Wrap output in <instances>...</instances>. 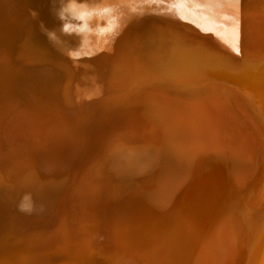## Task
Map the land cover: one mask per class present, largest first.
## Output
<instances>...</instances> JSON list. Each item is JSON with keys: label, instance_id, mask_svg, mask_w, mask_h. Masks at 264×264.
<instances>
[{"label": "rangeland", "instance_id": "374dc122", "mask_svg": "<svg viewBox=\"0 0 264 264\" xmlns=\"http://www.w3.org/2000/svg\"><path fill=\"white\" fill-rule=\"evenodd\" d=\"M110 18H112V20ZM192 19L193 22L195 21L194 23L192 22ZM238 19H240L239 21L241 22H239ZM223 27H225L227 30ZM18 34L20 35V37ZM102 37L104 39L107 38L108 39L104 41ZM32 40L35 42L34 43L31 42ZM98 41H99V45H98ZM107 41L111 46L107 44L108 43ZM36 43L40 45L37 46ZM35 44L38 48L35 46ZM34 46L36 48L35 52H34ZM110 47H112L111 50ZM30 48L32 49L30 50ZM42 48H44L45 50ZM113 48H116L117 50L116 49L114 50ZM109 50L112 53H110ZM115 51L117 53H115ZM263 51H264V0H136V2L135 0H0V161H1L0 180H2L3 182L5 181L3 183L5 189H7V191L9 192H13V196L16 198V200L12 199L11 201L9 200L8 197H5L2 192H0V226H1L0 227V264H50V263L56 264L55 262H57V264H100V263L101 264L102 263L103 264H119V263L137 264L138 261L140 264H147L146 261L151 256L152 259L155 256L154 259L156 261L153 260L155 264H167V263L182 264V262L183 264H196L198 262L196 260L200 256H201V258H199L200 260L198 259L200 263L198 262L197 264H210V263L211 264H228V263L229 264H236V263L260 264L262 263L264 257V243H263L264 242V162H263L264 151L262 152V155H260V157H256L257 156L256 151H258V149L254 145V141L252 140V136H251V133L253 132V127L251 126L252 122L250 123L248 118L245 116L244 108L241 107L243 106L241 104L246 103L245 104L247 105L246 108L250 107L249 111L250 109H252L251 111H253L254 113L253 117L255 119L254 122L255 124L258 125V127L261 128L264 136V118H263L264 114L263 116L261 115L264 112V80H263L264 52ZM104 52H107L106 55ZM115 54H117L118 56H116ZM111 56L114 59L115 57L117 58L113 60ZM37 64L39 66H37ZM55 66L56 68H54ZM192 70L193 71L195 70V72H193ZM59 71L61 72L60 74L58 73ZM49 75L50 77H48ZM42 81L45 86L48 85L46 83H50L49 87L48 86L47 87L48 88L51 87V88L50 89H48L47 87L45 88V86L42 85L43 84ZM56 81L58 82V84ZM260 81L263 82L262 88L257 90L256 87L257 84H260ZM36 83H38L39 85ZM60 83H62V85ZM53 84L56 86H54ZM30 86H32V90L35 87L34 90L36 91V93L35 91H32L30 89ZM52 87L54 89L56 87L57 88L54 90ZM242 87L251 90L249 98L246 99L245 100L246 102L244 101V103H241L242 96L240 94L233 93L232 95V91L239 92L238 91L240 90L239 88ZM26 91L27 93L25 94ZM41 93H45L46 97L44 96V94ZM17 94L19 96L16 97L15 95ZM236 94L237 96L239 95L238 99ZM26 95H28V98H26L27 97ZM13 96L17 99L15 100ZM31 97L32 99L34 98L33 99L34 101H32ZM20 98L23 99L19 101L18 99ZM29 98L31 99V102ZM239 98L241 99V101H239ZM10 99L13 102L11 101L9 103ZM25 99L29 101H26ZM216 100L217 103L219 104L215 102ZM5 101H7L8 103ZM14 101L17 102L14 103ZM18 101L20 103L19 106L23 105L22 109L25 108L27 112L30 111L29 112L31 113L30 115H32L33 113L36 114L31 116V120L33 121L30 123L31 126L29 127L32 128L33 131L31 133L28 131L30 134V136H28L29 138L27 137L26 139V137L23 136L22 137L23 140L20 139L19 142H15L16 144L12 143V145H9V142L5 136L4 131H6V128L10 124L9 115H14L13 113H15L18 110L17 107L19 106L15 105L17 107L11 108L17 110L13 111V113L11 111V114L9 115L7 114L6 110H9L8 109L9 106L11 104L14 105L18 103ZM32 102L33 104H31ZM222 102H224V106L222 105L223 104ZM42 107H44L43 110H45V112L48 110L47 111L48 116L44 117L41 116V114L40 116L38 115L39 114L38 112H41L40 108ZM142 108L144 109L142 110ZM163 108L165 109L163 110ZM185 108L187 109V111ZM206 108L207 109L210 108V109L207 110ZM180 109L182 111H180ZM189 109L190 112L188 111ZM228 109L230 110L227 111ZM191 111L192 112L195 111V112L192 113ZM230 111L231 113H228ZM146 112L148 115L146 114ZM162 112H165L166 114L163 113L164 115H162L161 114ZM175 112L177 117L176 115H174ZM186 113L187 114L189 113L188 114L190 115L189 118ZM181 114L183 115V117ZM200 115H203L204 117ZM35 116L36 119L34 118ZM123 116H125V119ZM145 116L148 118H146ZM165 116L168 117L167 122ZM164 117L165 119H162ZM195 117L196 119H194ZM233 117H235L236 119ZM61 118L66 121L68 120L69 124L73 126V130L75 129V131L71 133V135L69 134L68 136V134L64 133L65 131L63 129L62 130L60 129L61 125H59V127H56L54 125L55 123H59L62 120ZM149 118H152V121ZM173 118L175 119L173 120ZM42 119L46 121L44 127L42 124L45 123V121L41 123ZM155 119L157 121L159 120L158 123ZM36 120L38 121V123ZM111 120H113V123ZM197 120L198 122H196ZM220 120L222 121V124ZM232 120L237 122L235 123ZM259 120H261L262 123H260ZM185 121H187V123H185ZM216 121H218V123ZM122 122L124 123V125ZM36 123L39 125H37ZM164 123L166 124L165 129L167 127L169 129L167 128V130L165 129L163 130L165 126ZM197 123L198 125L199 124L200 125L198 126ZM110 124H112V126H110ZM159 124L160 126L162 124L161 126L162 128L159 126ZM173 124L175 127L173 126ZM33 125L38 126L37 127L38 129L46 128V130H50L51 132L48 134V136L57 135V133L59 132L61 136H63L64 138L62 139V143L60 142L58 143V145L60 147H65V145L70 146L69 148L73 146L74 151H76L75 153H71L72 151L65 153V151L62 148H60L58 152H61L60 153L61 156L57 158L53 157V159L51 160L48 159L47 161H44L43 163L44 165L38 159L40 164L47 171H50L51 173L56 175L51 177L52 180H50L51 179L50 177L43 178L40 175H38L39 173L35 172V170H37V172L39 171L36 165L33 166L37 169L31 167V165H29V168H27L25 167L26 165H23L25 162L23 163L21 162L22 159L24 161H26L25 159H27L26 162L28 163L32 161L31 158L28 159L30 156H33L34 154H41L43 152L45 153L46 150L53 149L52 146L51 148L47 149V147L45 146L47 145V141L43 143L44 142L43 140L45 138V133L44 136H43V132L42 133L40 132L39 134V131L38 132L36 131L34 133L36 127H34ZM117 125L119 129H117ZM190 125L192 128L188 127ZM194 125L196 126V128ZM230 126L231 129H229ZM178 127H180V129ZM184 127L186 130L188 129L187 132L184 129ZM111 128L115 130L114 132L111 133L112 135L114 133L120 134L125 130H127V131H133L134 133L136 132L138 134L142 133L143 138L145 136L147 140L146 143H139V144L135 143L132 144L131 146L129 145L131 143L125 142L123 144V141L121 140H120L121 142L115 141L112 149L123 146L135 147V148H139V147L144 148V146L150 148L151 146L152 150L156 149L157 151H161L164 153H166L167 151L168 153V154L166 153L167 155H170L171 153L173 155L171 154L170 157H167L164 163H161L160 165L154 168L151 167L150 169L146 170L145 172H143L144 174L142 173V175L141 174L134 175L132 172L127 170L124 167V165L119 164L120 163L119 161L121 160V155L120 154L118 155V153L114 154L115 156L117 155L116 157L118 158V159L117 158L114 159L115 160L114 162L116 164L114 165L113 162V164L109 166L108 170H106V171H111L112 170L111 167H113L112 170L113 172L111 171L110 174L108 172L107 174L104 173L105 180L102 181L104 185L101 182L94 183L97 185H95L93 188L94 184H92V188H93L92 190H94L95 192L92 191V193H89L90 195L88 199L85 201V203H87L86 204L87 209L84 205L86 211L84 210V213H82L83 211H81L80 212V214L82 213L81 215L76 214V217L78 216L77 219L83 217L80 220L83 224L86 225L85 228L88 230V232L85 233L82 231L81 233H77V234L76 232H74L73 234V232L70 230L68 231L67 234L68 236L66 235L64 240L61 241L59 245V249L57 247L53 249L52 253L48 252V250L50 251L51 248L49 249L46 248L45 245H43L45 243L42 241V239H41L42 242L39 239L40 236L44 235L46 231L45 229L48 228V226L50 225L48 219L46 220V216H44L43 218L37 216L36 214L35 215L28 214L27 213L28 208L26 207H29V205L27 206L24 205L26 204L24 202H26V200H30L31 199L30 196L32 197L33 193L35 192L33 191L35 184L32 185L30 184V182H33L34 179L37 178V176L38 177L40 176L37 179L39 181L41 180L42 183L51 184L55 186L57 185L60 191H64L67 188L68 184H70L71 181L70 178L74 179L76 174L75 172L77 170H80V167L83 168L82 165L86 163V160L90 154L89 152L90 148L92 147L93 149V147H95L96 145L99 146L98 143L100 144L101 143L100 141L103 142L104 139H107L108 137L107 134L111 132L112 130ZM158 128L159 130H157ZM211 128L212 130H210ZM237 128L239 130H237ZM105 129L108 130L107 134ZM174 129L176 131H174ZM205 129L207 131H205ZM101 130H103L104 132L103 131L101 132ZM183 132L184 134L185 133L187 134L183 135ZM223 132L224 134L226 132L225 135L230 137L228 138L225 137ZM233 132L234 133L237 132V133L234 135ZM102 133L103 134L105 133L106 135L104 134V136L107 137L105 138L104 136H101L100 134ZM164 133L168 136L165 137ZM197 133L198 134L201 133V135L202 134L204 135L200 136V134L198 135ZM241 133L243 134V136ZM162 134L164 137H160L162 136ZM188 134L191 136H189ZM210 134L212 135L210 136ZM173 135L175 137H173ZM216 135L219 136L218 139L216 138L217 137ZM16 136L15 139L19 140L18 137ZM39 136H43V138L42 139L40 138L41 140L37 139L39 138ZM70 136H72L71 139L69 138ZM203 136H206L205 137L206 139ZM156 137H159L160 139L158 140L156 139ZM194 137L196 138V140ZM211 137H212V141L210 142ZM221 137L223 139H221ZM101 138L104 139L102 140ZM153 138L154 140H152ZM169 138L171 140H169ZM200 138L201 139L204 138L203 140L205 141L206 144L204 143L203 140H200ZM232 138L234 141L231 140ZM178 139H180L181 142L183 141L184 142L181 143ZM181 139H185V140H181ZM31 140H33V142L35 143H33ZM98 140L100 141L98 142ZM197 140L198 142L200 140V143L202 144L198 143ZM214 140L216 142H214ZM218 140H220V143L218 142ZM39 141L42 143V146L45 144L44 146L46 148L44 146L43 148L41 145L38 146L41 148L36 147L37 144H40ZM194 142L196 143L194 144ZM207 142H209V144L212 145H209ZM221 142L223 145L221 144ZM242 142L244 145L241 144ZM23 143L27 144L28 147L26 148V145ZM197 143L200 145H198ZM224 143L227 145L225 146ZM51 144L52 143H50V145ZM190 144L192 146H196L198 149L196 147H192ZM21 145H22L21 150L23 151H21L20 147H18ZM31 145L33 146L35 145L34 148H32L33 146L31 147ZM233 146L234 147L236 146V149L237 148L238 149L235 150ZM16 147L20 151L14 149ZM191 147L192 149H190ZM229 147L231 150L229 149ZM6 148L9 151L12 150L11 151L12 153L10 154L9 151L7 152ZM33 149L35 150L33 151ZM187 149L188 152L190 151L193 152L194 154L191 152L190 153L193 154L194 156L197 155L195 157V160H197V162L199 163L201 162L200 167L202 168L200 169V176L201 175L202 176L198 177L199 178L198 181L201 180L199 181V183L196 181L197 183L195 182V184L190 185V187L189 186L185 187L186 189H188L187 191L184 188L187 191L186 192L183 189V187H181L180 185L177 184L176 186L175 184L172 183L169 184L168 181L170 182L171 180H173V178L176 175L179 174L177 173L178 172V169L176 168L177 166H175V164L173 163H175L174 161L178 157L182 158V156H184L185 159L188 158V155L190 153L185 152L187 151ZM234 150L236 152L238 151V153L234 152ZM103 151H104V145L103 147H101L102 154ZM181 151L184 153L182 154ZM209 151L213 155L214 152L217 151L215 152L216 154L218 153L219 155L221 154L223 156L220 155L219 157L218 154L217 155L215 154L213 156L211 153L208 154ZM13 152L14 154L15 152L18 153L20 152V153L16 157L17 154H15L14 156ZM31 152H33V154H30ZM223 152L226 154H222ZM185 153H187L188 155ZM210 154L211 156H209ZM12 155L14 156V159H12L13 157ZM55 155L58 156L59 154L56 153ZM226 155H228L227 156L228 158L226 157ZM172 156L174 157L172 158ZM18 158L20 162L17 161ZM59 158H61V160H58ZM215 158L218 159L216 160ZM35 159L36 158H34V160ZM54 159L55 160L57 159V161H54ZM234 159L237 160L234 161ZM12 160L13 163L11 162ZM231 160L232 162H229ZM238 161H240L241 163V168H240V164L238 165ZM54 162L56 163L54 164ZM258 162L260 163L258 164ZM16 163L18 165H20L21 163V165L23 166V167L16 166L18 171L16 167L14 168V165H17ZM33 163L34 162L32 161L30 164ZM208 163H211V165ZM9 164H12L10 165V168L8 166ZM59 164L61 166L62 164H66V165L65 167L64 166L61 167ZM203 164L204 165L206 164V166H204ZM117 165L120 167V169ZM86 166L90 167V164ZM86 166L85 169L89 168ZM212 166L213 167L215 166V168H213ZM216 167L217 170L215 172ZM221 167L225 169L223 170ZM21 168L24 170L21 171ZM202 169L204 170L203 171L204 173L202 172ZM235 169L236 171L238 170V172H236ZM13 170H14L13 176L15 177H11L12 174L10 172H13ZM120 170L121 173L119 172ZM25 171L28 172V174L27 173L25 174ZM219 171L223 173H220ZM17 172H19V174H16ZM169 172L172 173V176L171 173L169 174ZM217 172L222 176L218 175ZM242 172L245 174L248 173V175L245 176V174H243ZM8 173H10L9 176ZM238 173L240 175L242 173V176H240ZM21 174H25L22 176L23 177L22 179L20 176ZM111 174L112 175L114 174V177H111ZM33 175L35 176L33 177ZM24 176L27 177L25 178ZM140 176L143 177L141 178ZM254 176L255 178H253ZM7 177H9V179ZM147 177L149 180L147 179ZM248 178H249V182H247ZM5 179L8 180L7 182L11 180V182L7 183ZM106 179L109 182L106 181ZM23 180H25V182ZM111 180L113 181L110 183ZM119 180L120 182L118 183ZM142 180L144 181V183ZM232 180L234 181L232 182ZM242 180L244 182L240 183ZM154 181H156L158 185L154 183ZM216 181H218L219 183ZM236 181H238V183ZM221 183H222V187H221ZM20 184L22 186H20ZM154 184H156V186ZM11 185H13V187ZM120 185H122L123 187ZM129 185H131L132 187ZM26 186H29L30 189L27 188L26 189L27 191L23 190L22 193L21 188L22 187L24 188ZM226 187H228V189ZM95 188L99 190L102 189L103 191L102 190L99 191ZM183 190L186 193L188 192L190 193L188 194L183 193L184 192ZM30 191H32V193ZM96 191L98 194L96 193ZM161 191L162 192L168 191V193L166 194V198L164 199V202H162L161 200L160 203H156L157 201H160L159 194L162 193ZM25 192L26 194H28L27 195L28 197L23 196ZM93 193H95L94 197H93ZM220 194L222 195L220 196ZM220 197H222L221 199L223 201L220 200ZM147 198L150 201L147 202L148 200ZM194 198L197 199L195 200ZM201 199L203 201H201ZM206 199L210 202H207ZM229 200L233 202H229ZM194 201H197L196 204H194ZM187 203L189 204V207ZM202 203L204 204L207 203V204L204 205ZM213 203H214V207L212 206ZM209 205L211 206L210 210H209L210 207ZM156 206L157 208L158 207L159 208L157 209ZM216 206H218V208ZM215 207L216 209L214 210ZM221 207H223V209ZM201 208H203L204 211ZM142 209H145L144 212L145 214H148V217L143 214L144 212L141 213L143 211ZM194 209L196 211H194ZM225 209L230 210L228 211L230 213L226 212ZM178 210L180 213L177 212ZM233 210L235 211L233 212ZM174 211L175 213L177 212L179 214V215L176 214L177 217H179L180 219H182V217L184 218L183 221L185 224H183V221L179 219H175L176 216ZM181 211L183 212L181 213ZM189 212L192 213V216H190L191 213ZM214 212L219 215L215 216ZM139 213H141L142 216H140ZM206 213H208V215ZM165 214H167V216H165ZM3 215H5L6 218ZM9 215L11 216L9 217ZM125 215L126 218L129 217L130 215H133V216H138L140 219L141 218L143 219L141 223V227L146 231V233L144 232L145 235L143 236V238L139 237V235H142L143 233V230H141V228H140L141 232L139 231L138 228H135L138 229V231L136 230L137 232L136 234L138 236L134 234V232L131 233L132 234L131 236L129 231L131 229H129L126 226L129 230H125L124 229L125 227H122L123 223H121L120 221L122 219L121 217ZM133 216L132 217L130 216L132 220L134 219ZM162 216L164 220L162 219ZM185 216H187L188 218ZM157 217L159 222L157 220ZM189 217L191 220H193V222L189 219ZM5 219L8 220L6 221ZM140 219L136 221L140 223L139 221ZM172 219L174 220V222ZM194 221L197 223H195ZM117 223L121 226H119ZM139 223L137 224L138 225L137 227H139ZM157 223L158 224L161 223V224L158 225ZM167 223L170 224L168 225ZM171 223L173 224V226ZM189 223H194V224L191 225ZM221 224H224L227 229H228L227 226H231L229 227L231 230L229 229L228 231L224 227V225L222 226ZM182 225L184 227L186 226L187 227L185 229L183 228L184 230L181 232V230L179 229H182L180 228L183 227ZM159 226L161 227L163 226L162 230H160L161 227L158 228ZM194 227L195 228L197 227V229L196 230L193 229ZM222 227H224L225 229H223ZM95 228H98L99 230ZM150 228L152 231L155 232V234L157 232L159 233V234L157 233L158 238L163 235L165 237H170V236L171 237L165 239L164 237L162 238L160 237V239L158 240L155 237H149L147 231ZM187 228H190L191 231L194 230L193 232H197V233L194 234ZM200 228L201 230L198 231V229ZM209 228L213 230H210ZM155 229L157 230V232L155 231ZM215 229L216 231H214ZM186 230H188V232H186ZM236 230L237 232H235ZM94 231H95L94 234L95 236L92 237L93 235L91 233H94ZM96 231H98V233L101 235H99ZM108 231H110L109 235H108ZM162 231H164L165 233H161ZM218 231L219 233H217ZM226 231H228V233ZM168 232L170 234L166 235V233ZM241 232L243 233L242 236H241ZM82 233L84 234L82 235ZM192 233L193 235H195L196 238L192 236ZM225 235L228 236L229 238V239L227 238L228 240L226 239L227 236ZM173 236L175 237V239ZM98 237L100 239H98ZM150 238L151 239L154 238L155 242L153 240H150ZM208 238L210 241L208 240ZM210 238H213V240ZM205 239L208 240L209 243L206 242ZM92 240L94 241V243L92 242ZM187 240H190L191 242L190 241L187 242ZM241 240H243L242 241L243 243L240 242ZM84 241L88 242V244ZM177 241L178 244L181 241L184 245L181 242L179 245L184 247L176 246ZM192 241L194 242L192 243ZM38 242H40L39 243L40 245L38 244ZM67 242H70V244ZM201 242L204 243L201 244ZM11 243H13V245ZM191 243L194 245H191ZM197 243L199 248L197 246ZM216 243L221 244L223 246L218 245ZM188 244L192 246L191 249H189L190 246L188 247ZM63 246H65V248ZM89 246H90L89 250L91 252L88 250ZM101 247H103V249ZM123 247L124 249L123 251H121L122 249L120 250V248ZM234 247L236 248L237 251L236 250L234 251ZM180 248L182 249V251ZM43 249L44 251L42 253L41 251ZM162 249L164 250L162 251ZM94 250L95 253L93 254L92 251L94 252ZM127 250L129 251V253ZM132 250L135 251L133 252ZM208 250L209 251L212 250V251L209 252ZM223 250L225 251L223 252ZM38 251L41 252L43 255L41 253L40 254L37 253ZM55 251H59L61 253ZM108 251L109 254H107ZM35 252L37 254H35ZM194 252L196 256L194 255ZM221 252L223 254L225 252L226 253L225 255H223ZM232 252L235 253L233 254ZM31 253H34L33 255L35 256L33 257L32 255L33 258L28 259L27 256L30 255ZM184 253L185 255H183ZM186 253L188 254L187 256ZM136 254L137 255L139 254V256H143L142 259L141 258L139 259L137 256H135ZM215 254L216 256H213ZM185 256L187 257V259L185 258ZM213 257H215L216 260L215 258L212 259ZM124 258L127 260H125ZM231 258H234L236 261ZM20 259L22 261H20ZM224 259L228 260V262ZM187 260L188 262H186ZM221 260L222 261L224 260L223 263Z\"/></svg>", "mask_w": 264, "mask_h": 264}, {"label": "bare ground", "instance_id": "6f19581e", "mask_svg": "<svg viewBox=\"0 0 264 264\" xmlns=\"http://www.w3.org/2000/svg\"><path fill=\"white\" fill-rule=\"evenodd\" d=\"M135 2H136V0H135ZM252 2V1H251ZM254 3H256V2H254ZM136 8H138V7H136ZM153 11V10H152ZM170 11V10H169ZM119 12V11H118ZM158 12V11H157ZM117 13V12H116ZM143 13V12H142ZM261 14V13H260ZM259 14V15H260ZM129 15V14H128ZM132 15V14H131ZM117 16V15H116ZM109 17H110V15H109ZM115 17V16H114ZM253 17H254V15H253ZM255 17H256V15H255ZM111 20H112V18H110ZM188 19V18H187ZM189 20V19H188ZM236 20V19H235ZM240 19H238V21H239ZM146 22V21H145ZM192 22H193V19H192ZM195 22V21H194ZM193 22V23H194ZM239 22H241V21H239ZM228 23V22H227ZM226 23V24H227ZM198 24H199V22H198ZM233 24V23H232ZM238 25V24H237ZM173 26V25H172ZM218 26V25H217ZM199 27H201V26H199ZM219 27V26H218ZM210 28H212V27H210ZM223 28H225V27H223ZM222 28V29H223ZM202 29V28H201ZM226 29V28H225ZM181 30V29H180ZM227 30V29H226ZM223 31V30H222ZM225 31V30H224ZM219 32H220V30H219ZM20 33V32H19ZM120 33V32H119ZM180 33V32H179ZM185 33V32H184ZM212 33V32H211ZM131 34V33H130ZM229 34V33H228ZM19 35V34H18ZM13 36V35H12ZM38 36V35H37ZM19 37H20V35H19ZM101 37V36H100ZM15 38V37H14ZM103 38V37H102ZM55 39V38H54ZM104 39V38H103ZM108 39V38H107ZM107 39H104V41H106ZM110 39V38H109ZM43 40V39H42ZM100 40V39H99ZM112 40V39H111ZM204 40V39H203ZM103 41V40H102ZM110 41V40H109ZM115 41V40H114ZM207 41V40H206ZM31 42H35V41H31ZM38 42H39V40H38ZM108 42V41H107ZM103 43H105V42H103ZM102 43V44H103ZM115 43V42H114ZM37 44V43H36ZM36 44H35V46H36ZM107 44H109V42L107 43ZM106 44V45H107ZM38 45H40V44H37V46ZM61 45V44H60ZM98 45H99V41H98ZM97 45V46H98ZM105 45V44H104ZM112 45H113V42H112ZM115 45V44H114ZM202 45V44H201ZM207 45H208V43H207ZM35 46H34V52L36 51L35 49ZM36 46V47H37ZM109 46H111L110 44H109ZM197 46V45H196ZM205 46V45H204ZM116 47V46H115ZM206 47V46H205ZM38 48V47H37ZM45 48V47H44ZM44 48H42V49H44ZM47 48H48V46H47ZM109 48V47H108ZM111 48L112 47H110V50H111ZM32 48H30V50H31ZM114 50L116 49V48H113ZM207 49H209V48H207ZM38 50V49H37ZM45 50V49H44ZM100 50V49H99ZM109 50V51H110ZM117 50V49H116ZM205 50V49H204ZM39 51V50H38ZM41 51V50H40ZM43 51V50H42ZM103 51V50H102ZM101 51V52H102ZM45 52V51H44ZM52 52V51H51ZM50 52V53H51ZM55 52H56V49H55ZM100 52V53H101ZM264 52V51H263ZM99 53V54H100ZM105 53V55H106V53L107 52H104ZM110 53H112L111 51H110ZM115 53H117L116 51H115ZM207 53V52H206ZM114 54V53H113ZM36 55V54H35ZM111 55V54H110ZM116 56H118L117 54H115ZM63 56H64V54H63ZM58 57V56H57ZM59 57H60V55H59ZM112 57V56H111ZM38 58V57H37ZM36 58V59H37ZM113 58V57H112ZM117 57H115V59H116ZM48 59V58H47ZM114 58H113V60H115ZM189 59V58H188ZM60 60H62V59H60ZM59 60V61H60ZM192 60V59H191ZM54 61V60H53ZM110 61V60H109ZM43 62V61H42ZM61 62V61H60ZM53 63V62H52ZM34 64V63H33ZM41 64H44V63H41ZM223 64V63H222ZM46 65V64H45ZM37 66H39L38 64H37ZM41 66H44V65H41ZM48 66H49V64H48ZM47 66V67H48ZM52 67V66H51ZM192 67V66H191ZM39 68V67H38ZM41 68V67H40ZM54 68H56V66L54 67ZM69 68V67H68ZM53 69V68H52ZM64 69H65V66H64ZM70 69V68H69ZM72 70V69H71ZM45 71V70H44ZM193 71V70H192ZM53 72H55V71H53ZM184 72V71H183ZM189 72V71H188ZM193 72H195V70L193 71ZM203 72V71H202ZM206 72V71H205ZM209 72V71H208ZM208 72H207V74H208ZM264 72V71H263ZM59 74L61 73L60 71L58 72ZM191 73V72H190ZM197 73V72H196ZM201 73V72H200ZM210 73V72H209ZM54 74V73H53ZM75 74V73H74ZM193 74V73H192ZM198 74V73H197ZM46 75V74H45ZM76 75V74H75ZM196 75V74H195ZM54 76V75H53ZM78 76V75H77ZM76 76V77H77ZM194 76V75H193ZM209 76V75H208ZM43 77V76H42ZM48 77H50V75L48 76ZM52 77V76H51ZM60 77V76H59ZM197 77V76H196ZM216 77V76H215ZM261 77V76H260ZM54 78V77H53ZM68 79V78H67ZM61 80H62V78H61ZM264 80V79H263ZM237 81V80H236ZM46 82V81H45ZM48 82V81H47ZM52 82V81H51ZM57 82V81H56ZM252 82V81H251ZM41 83V82H40ZM42 83H43V81H42ZM41 83V84H42ZM18 84V83H17ZM36 84H38V83H36ZM46 84H48L47 86L49 87V84L50 83H46ZM57 84H58V82H57ZM61 85H62V83H60ZM262 84H263V82L262 81H260V84H257V87H256V89L258 90V89H260V88H262ZM21 85V84H20ZM34 85V84H33ZM32 85V86H33ZM39 85V84H38ZM37 85V86H38ZM42 85H44V83L42 84ZM54 85V84H53ZM32 86H30V89L32 90ZM35 86V85H34ZM41 86V85H40ZM40 86H39V88H40ZM45 86V85H44ZM47 86H45V88L47 87ZM54 86H56V85H54ZM53 86V87H54ZM47 87V88H48ZM52 87V88H53ZM42 88H44V87H42ZM51 88V87H50ZM50 88H48V89H50ZM57 88V87H56ZM55 88V89H56ZM59 88V87H58ZM34 89H35V87H34ZM32 90V91H35V90ZM37 89H38V87H37ZM54 89V88H53ZM54 89V90H55ZM240 90H238L239 92H235V91H232V95H233V93H237V94H240L242 97H241V99H242V102L241 103H244V101L246 100V99H248L249 98V96H250V89H247V88H245V87H242V88H239ZM44 90V89H43ZM261 90H263V89H261ZM21 91V90H20ZM28 91V90H27ZM27 91L25 92V94L27 93ZM42 91V90H41ZM45 91V90H44ZM23 93V92H22ZM29 93V92H28ZM33 93V92H32ZM35 93H36V91H35ZM49 93V92H48ZM24 94V95H25ZM41 94H44V96L46 97V94L45 93H41ZM228 94H229V91H228ZM237 94H236V96H237ZM13 95V94H12ZM12 95H11V97H12ZM23 95V96H24ZM32 95V94H31ZM35 95V94H34ZM226 95V94H225ZM231 95V96H232ZM16 97L17 96H19L18 94L17 95H15ZM21 96V95H20ZM22 96V97H23ZM27 97L26 98H28V95H26ZM36 96V95H35ZM35 96H34V98H35ZM229 96V95H228ZM239 96V95H238ZM238 96H237V99H238ZM14 97V96H13ZM42 97V96H41ZM49 97V96H48ZM220 97V96H219ZM234 97V96H233ZM9 98V97H8ZM15 98V97H14ZM13 98V99H14ZM24 98V97H23ZM23 98H20V99H18L19 101L21 100V99H23ZM33 98V99H34ZM37 98V97H36ZM228 98V97H227ZM230 98H232V97H230ZM236 98V97H235ZM17 98H15V100H16ZM30 99V98H29ZM31 99H32V97H31ZM31 99H30V102H31ZM32 99V101H34ZM38 99V98H37ZM36 99V100H37ZM40 99V98H39ZM41 99H43V98H41ZM241 99L239 98V101H241ZM26 101H29V100H27V99H25ZM35 100V101H36ZM222 100V99H221ZM12 100L10 99L9 100V103L11 102ZM19 101H18V103H16V104H14V105H7V106H9V110H6V112H7V114L9 115V114H11V111H12V113H13V111H16L17 109L19 110H17L15 113H13L14 115H9V117H10V120H9V122H10V124H9V126L6 128V131H4L5 132V136H6V138H7V140H8V142H9V145H12V143H14V144H16L15 142H19L20 141V139H22L23 140V136L24 137H26V139H27V137L28 136H30V134H29V132L31 133L33 130H32V128H29L30 126H31V122L33 121V120H31V116L32 115H36L35 113H33L32 115H30L31 113H29L30 111H28L27 112V110H25V108H23L22 109V107H23V105H21V106H19ZM23 101V100H22ZM25 101V102H26ZM39 101V100H38ZM40 101H43V100H40ZM46 101V100H45ZM5 102H7V101H5ZM13 102V101H12ZM15 102H17V101H14V103ZM47 102V101H46ZM216 103H217V100L215 101ZM246 102V101H245ZM8 103V102H7ZM29 103V102H28ZM27 103V104H28ZM221 103V102H220ZM223 104V106H224V102H222ZM240 103V102H239ZM240 103V104H241ZM22 104V103H21ZM31 104H33V102L31 103ZM196 104V103H195ZM198 104V103H197ZM217 104H219V103H217ZM246 104V103H245ZM245 104H241V105H243V106H241L242 108H244V113H245V116L248 118V120L250 121V123H251V126L253 127V132L251 133L250 131V133H251V136H252V140L254 141V145L257 147V149H258V151H256L257 152V156L256 157H260V155H262V152L264 151V136H263V132H262V130H261V128L260 127H258V125L257 124H255V122H254V117H253V111H251L252 109H250V111H249V108L250 107H247L246 108V106L247 105H245ZM15 105H17V106H19V107H17V106H15ZM24 105H26V104H24ZM200 105V104H199ZM215 105V104H214ZM239 105V104H238ZM263 105V104H262ZM30 106V105H29ZM174 106V105H173ZM195 106H197V105H195ZM15 107H17V109H11V108H15ZM168 107V106H167ZM166 107V108H167ZM181 107V106H180ZM179 107V108H180ZM261 107V106H260ZM26 108H28V107H26ZM38 108V107H37ZM43 108L44 107H42V108H40V110H41V112H38L37 114L40 116V114H41V116H44V117H46V116H48V114H47V111L45 112V110H43ZM146 108H147V106H146ZM159 108V107H158ZM162 108V107H161ZM176 108V107H175ZM184 108V107H183ZM183 108H181V109H183ZM192 108V107H191ZM190 108V109H191ZM214 108V107H213ZM218 108H219V106H218ZM221 108V107H220ZM227 108V107H226ZM144 108H142V110H143ZM165 108H163V110H164ZM174 109V108H173ZM180 109V111H182ZM186 109V108H185ZM184 109V110H185ZM190 109L188 110L189 112H190ZM207 109V108H206ZM208 109H210V108H208ZM207 109V110H208ZM212 109V108H211ZM262 109H263V107H262ZM32 110V109H31ZM159 110V109H158ZM175 110V109H174ZM215 110V109H214ZM230 109H228L227 111H229ZM141 111V110H140ZM149 111H151V110H149ZM166 111V110H165ZM179 111V110H178ZM186 111H187V109H186ZM203 111V110H202ZM212 111V110H211ZM51 112V111H50ZM143 112V111H142ZM148 112V111H147ZM147 112H146V114H147ZM170 112V111H169ZM168 112V113H169ZM177 112V111H176ZM176 112L174 113V115H176ZM192 112V111H191ZM195 112V111H194ZM194 112H192V113H194ZM216 112V111H215ZM222 112V111H221ZM224 112V111H223ZM163 113H165V112H162L161 114L162 115H164ZM168 113H167V115H168ZM191 113V114H192ZM203 113V112H202ZM228 113H231V111L230 112H228ZM258 113H261V112H258ZM160 114V115H161ZM166 114V113H165ZM170 114V113H169ZM183 114V113H182ZM181 114V115H182ZM185 114V113H184ZM187 114V113H186ZM189 114V113H188ZM187 114V116H188V118L190 117V115H188ZM200 114V113H199ZM208 114V113H207ZM219 114V113H218ZM263 114H264V112L261 114L262 116H263ZM50 115V114H49ZM148 115V114H147ZM146 115V116H147ZM172 115V114H171ZM174 115H173V117H174ZM215 115V114H214ZM38 116V117H39ZM126 116V115H125ZM125 116H123L124 117V119H125ZM145 116V117H146ZM151 116V115H150ZM149 116V117H150ZM180 116V115H179ZM187 116H185V117H187ZM193 116V115H192ZM200 116H203V115H200ZM223 116V115H222ZM228 116V115H227ZM12 117V118H11ZM37 117V118H38ZM161 117V116H160ZM166 117V122L168 121L167 119H168V117L167 116H165ZM165 117L164 118H162V119H165ZM176 117H177V115H176ZM181 117V116H180ZM182 117H183V115H182ZM204 117V116H203ZM35 119H36V116L34 117ZM33 118V119H34ZM40 118H42V117H40ZM39 118V119H40ZM48 118H50V117H48ZM109 118V117H108ZM146 118H148V117H146ZM153 118V117H152ZM152 118H149V119H151V121H152ZM198 118H200V117H198ZM206 118V117H205ZM204 118V119H205ZM233 118H235V117H233ZM257 118V117H256ZM264 118V117H263ZM52 119V118H51ZM62 119V118H61ZM104 119V118H103ZM111 119V118H110ZM113 119V118H112ZM128 119V118H127ZM161 119V120H162ZM175 118H173V120H174ZM180 119V118H179ZM178 119V120H179ZM191 119V118H190ZM193 119V118H192ZM194 119H196V117L194 118ZM212 119V118H211ZM236 119V118H235ZM57 120V119H56ZM114 120V119H113ZM113 120H111L112 121V123H113ZM132 120V119H131ZM156 120V119H155ZM155 120H153V121H155ZM161 120H160V122H161ZM172 120V121H173ZM182 120V119H181ZM200 120V119H199ZM216 120V119H215ZM223 120V119H222ZM37 121V120H36ZM45 120H43L42 119V122L41 123H43ZM60 121V120H59ZM68 121V120H67ZM66 120H64V119H62L59 123H55L54 125L56 126V127H59V125H61V127H60V129L62 130H64L65 132L64 133H66V134H68V136H69V134L71 135V133H73L74 131H75V129L73 130V126L72 125H70L69 124V121L67 122ZM157 121V120H156ZM159 121V120H158ZM158 121H157V123H158ZM194 121V120H193ZM218 121H219V119H218ZM218 121H216L217 123H218ZM221 121V120H220ZM233 121V120H232ZM260 121V123H262L261 122V120H259ZM126 122V121H125ZM129 122V121H128ZM174 122V121H173ZM183 122H184V120H183ZM182 122V123H183ZM196 122H198V120L196 121ZM233 122H235V121H233ZM232 122V123H233ZM237 122V121H236ZM235 122V123H236ZM37 123H38V121H37ZM36 123V124H37ZM123 123V122H122ZM136 123V122H135ZM154 123V122H153ZM176 123H177V121H176ZM185 123H187V121H185ZM184 123V124H185ZM201 123V122H200ZM234 123V124H235ZM34 124H35V122H34ZM44 124H46V121H45V123H43L42 125H43V127H44ZM165 124V123H164ZM175 124V123H174ZM174 124H173V126H174ZM184 124H183V126H184ZM189 124V123H188ZM194 124V123H193ZM221 124H222V121H221ZM233 124V125H234ZM37 125H39V124H37ZM114 125V124H113ZM123 125H124V123H123ZM127 125V124H126ZM176 125V124H175ZM197 125H198V123H197ZM200 125V124H199ZM198 125V126H199ZM236 125V124H235ZM241 125V124H240ZM34 126V125H33ZM46 126V125H45ZM100 126V125H99ZM98 126V127H99ZM108 126V125H107ZM110 126H112V124H110ZM155 126V125H154ZM159 126H160V124H159ZM161 126H162V124H161ZM160 126V127H161ZM169 126V125H168ZM177 126V125H176ZM180 126H182V125H180ZM195 126V125H194ZM214 126H215V124H214ZM232 126V125H231ZM231 126L229 127V129H231ZM34 127H36V129H38L37 127L38 126H34ZM122 127V126H121ZM135 127V126H134ZM165 127H166V124H165V126H164V128H163V130L165 129ZM175 127V126H174ZM187 127V126H186ZM188 127H191V125L190 126H188ZM187 127V128H188ZM203 127V126H202ZM234 127V126H233ZM113 128V127H112ZM111 128V129H112ZM116 128V127H115ZM114 128V129H115ZM162 128V127H161ZM168 128V127H167ZM167 128L165 129V130H167ZM179 129H180V127H178ZM181 128H183V127H181ZM192 128V127H191ZM195 128H196V126H195ZM199 128H201V127H199ZM236 128V127H235ZM34 129V128H33ZM35 129V131H34V133L37 131H39V134H40V132L42 133L43 132V136H44V133H45V138H44V142L43 143H45V141H47V145L49 144L50 145V143H52L50 146L48 145H45L46 147H47V149L48 148H51V146H52V150L51 149H48V150H46L45 151V153L43 152V153H41V154H34L33 156H30L28 159H32V161L34 162L33 164H30L32 161H30V162H26L27 161V159H25L26 161H24L23 159H22V163L23 162H25L23 165H26L25 167H27V168H29V165H31V167H34L33 165H36V167L38 168V172H37V170H35V172L36 173H39L38 175H40L41 177H43V178H51V177H53V176H56L55 174H53V173H51L50 171H47L41 164H40V162H42V164L44 163V161H47L48 159H53V157L54 158H57V157H60L61 155H60V153L61 152H58L59 150H60V148H62L64 151H65V153H68V152H71V153H75L76 151H74V149H73V146L71 147V148H69L70 146H66L65 144L67 143H65V144H63V145H65V147H60L59 145H58V143H62V139L64 138L63 136H61V134L58 132L57 133V135H52V136H48V134L51 132L50 130H46V128L44 129V128H39L38 130H36ZM44 129V130H43ZM48 129V128H47ZM103 129V128H102ZM110 129V130H111ZM117 129H119L118 128V125H117ZM169 129V128H168ZM176 129H177V127H176ZM184 129H185V127H184ZM183 129V130H184ZM198 129V128H197ZM203 129V128H202ZM222 129V128H221ZM108 130H109V128H108ZM108 130H106L105 129V131H106V134H107V131ZM141 130V129H140ZM139 130V131H140ZM157 130H159V128L157 129ZM156 130V131H157ZM186 130V129H185ZM188 130V129H187ZM187 130H186V132H187ZM194 130V129H193ZM193 130H191V131H193ZM199 130V129H198ZM210 130H212V128L210 129ZM209 130V131H210ZM219 130V129H218ZM237 130H239L238 128H237ZM236 130V131H237ZM242 130V129H241ZM29 131V132H28ZM103 130H101V132H102ZM115 130H111V132H109L108 134H107V139H102L103 140V142L105 143H103L102 141H100V140H98V142L100 141L103 145H104V151H103V154L101 153V147H103V145L100 143H98V145L99 146H95V147H93V149H92V147L90 148V150H89V152H90V154H89V156H88V158H87V160H86V163L84 164V165H82V167L83 168H81L80 167V170H77L75 173V177H74V179H72V178H70V184H68V186H67V188L64 190V191H60L59 190V187L56 185H51V184H44V183H42V181L40 180H38L37 178H39L38 176H37V178L36 179H34V181L33 182H30V184H32V185H34L35 184V186H34V189H33V191H35L34 193H33V196L31 197L30 196V200H26V202H24V203H26V204H24V205H29V207H26V208H28L27 209V213L28 214H36L37 216H40V217H43L44 218V216H46V220L48 219V221H49V223H50V225L48 226V228H46L45 230V233H44V235H42V236H40L39 237V239H40V241H41V239H42V241L45 243V244H43V245H45V247L46 248H51V250L49 251L48 250V252H51L52 253V251H53V249L54 248H57L58 247V249H59V245H60V243H61V241H63L64 240V238L66 237V235L68 234V231H72L73 232V234H74V232H76V234L77 233H81L82 231L83 232H88V230L85 228L86 227V225L85 224H83L82 222H81V218H83V217H81L80 219L78 218L77 219V217H76V214L78 215V214H80V212L81 211H83L82 213H84V210H85V207H86V204L87 203H85V201L88 199V197H89V193H92V191L93 192H95L94 190H92L93 188H94V186L95 185H97V184H94V183H99V182H101L102 183V181H104L105 179V177H104V173H106L107 174V172L110 174L111 173V171L113 170V167H111V171H106V170H108V168H109V166L110 165H112L113 164V162L115 161L114 159L115 158H117L114 154H116V153H118V155L120 154L121 155V160L119 161L120 163V165L122 164V165H124V167L127 169V170H129L130 172H132L134 175H139V174H141L142 175V173L143 172H145L146 170H148V169H150L151 167L152 168H154V167H156V166H158V165H160L161 163H164V161H165V159L167 158V157H170V155L172 154H170V155H167L168 153H167V151H166V153H164V152H161V151H157L156 149L155 150H152L151 149V146H150V148H147V147H145L144 146V148H135V147H116V148H113L112 149V147H113V145H114V143H115V141H119V142H121V141H123V144L125 143V142H127V143H131V144H129L130 146L132 145V144H135V143H146L147 142V140H146V138H145V136H144V138H143V134L141 133V134H138V133H134L133 131H127V130H125L124 132H122V130H121V132L122 133H120V134H111L112 132H114ZM119 131V130H118ZM174 131H176L175 129H174ZM201 131V130H200ZM203 131V130H202ZM205 131H207L206 129H205ZM217 131V130H216ZM225 131V130H224ZM233 131H234V129H233ZM244 131V130H243ZM48 132V133H47ZM104 132V131H103ZM117 132V131H116ZM158 132V131H157ZM197 132V131H196ZM229 132V131H228ZM238 132V131H237ZM237 132H233L234 133V135L237 133ZM241 132V131H240ZM245 132H247V131H245ZM248 132V133H249ZM64 133H62V134H64ZM76 133V132H75ZM92 133V132H91ZM94 133H95V131H94ZM98 133V132H97ZM154 133V132H153ZM162 133V132H161ZM175 133V132H174ZM194 133H195V131H194ZM201 133H203V132H201ZM201 133H199L200 134V136H202V135H204V134H202L201 135ZM211 133V132H210ZM216 133V132H215ZM214 133V134H215ZM221 133V132H220ZM243 133V132H242ZM241 133V134H242ZM105 134V133H104ZM104 134L102 133V134H100L101 136H104ZM105 134V135H106ZM150 134V133H149ZM158 134V133H157ZM165 134V133H164ZM172 134V133H171ZM176 134H177V132H176ZM182 134V133H181ZM185 134H187V133H185ZM184 134V132H183V135H185ZM198 134V133H197ZM198 134V135H199ZM219 134V133H218ZM223 134H224V132H223ZM225 134H226V132H225ZM224 134V135H225ZM228 134V133H227ZM246 134V133H245ZM244 134V135H245ZM17 135V136H16ZM36 135V134H35ZM38 135V134H37ZM147 135V134H146ZM153 135V134H152ZM180 135V134H179ZM182 135V136H183ZM189 135V134H188ZM195 135V134H194ZM212 134H210V136H211ZM221 135V134H220ZM223 135V136H224ZM233 135V136H234ZM15 136L16 137H18V139L19 140H16L15 139ZM43 136H39V138H37V139H42L43 138ZM93 136V135H92ZM99 136V135H98ZM166 136H168V135H166L165 134V137ZM181 136V137H182ZM189 136H191V135H189ZM188 136V137H189ZM196 136V135H195ZM217 136V135H216ZM215 136V137H216ZM222 136V135H221ZM242 136H243V134H242ZM241 136V137H242ZM247 136V135H246ZM21 137V138H20ZM38 137V136H37ZM47 137V138H46ZM71 137L72 136H70L69 138L71 139ZM79 137V136H78ZM100 137V136H99ZM105 137V136H104ZM105 137V138H106ZM146 137H148V136H146ZM160 137H164L163 136V134H162V136H160ZM171 137V136H170ZM173 137H175L174 135H173ZM180 137V138H181ZM187 137V138H188ZM197 137V136H196ZM204 138L206 137V136H203ZM214 137V138H215ZM218 137L219 136H217L216 138L218 139ZM225 137H230V136H227V135H225ZM225 137H224V140H225ZM29 138V137H28ZM34 138V137H33ZM66 138H67V136H66ZM149 138H150V135H149ZM151 138H152V136H151ZM168 138V137H167ZM178 138V137H177ZM184 138V137H183ZM195 138V137H194ZM203 138V139H204ZM226 138V139H227ZM249 138V137H248ZM40 139V140H41ZM45 139H47V140H45ZM69 139V140H70ZM156 139H160L159 137H156ZM163 139V138H162ZM161 139V140H162ZM203 139H201L200 138V140H203ZM206 139V138H205ZM211 140H210V142L212 141V137L210 138ZM216 139V140H217ZM221 139H223L222 137H221ZM121 140V141H120ZM149 140H151V139H149ZM152 140H154V138L152 139ZM160 140V141H161ZM169 140H171L170 138H169ZM177 140V139H176ZM179 141H180V139H178ZM181 140H185V139H181ZM191 140V139H190ZM195 140H196V138H195ZM200 140H199V142H198V140H197V142L198 143H200ZM231 140H233V138L231 139ZM230 140V141H231ZM236 140V139H235ZM242 140V139H241ZM240 140V141H241ZM25 141V140H24ZM32 142H33V140H31ZM159 141V142H160ZM179 141H177V142H179ZM204 141V140H203ZM234 141V140H233ZM232 141V142H233ZM245 141V140H244ZM27 142V141H26ZM151 142V141H150ZM152 142H154V141H152ZM157 142V141H156ZM176 142V141H175ZM174 142V143H175ZM181 142V141H180ZM184 142V141H183ZM183 142H181V143H183ZM187 142V141H186ZM214 142H216L215 140H214ZM213 142V143H214ZM218 142L220 143V140H218ZM228 142H229V140H228ZM33 143H35V142H33ZM39 143L40 144H37V146L36 147H38L39 145H41L42 146V143L39 141ZM126 143V144H127ZM158 143V142H157ZM171 143V142H170ZM189 143V142H188ZM196 142H194V144H195ZM197 143V144H198ZM204 143H205V141H204ZM208 144H209V142H207ZM227 143V142H226ZM235 143H236V141H235ZM234 143V144H235ZM20 144H22V143H20ZM23 144H25V143H23ZM30 144H31V142H30ZM179 144V143H178ZM185 144V143H184ZM196 144V145H197ZM200 144H202V143H200ZM200 144H198V145H200ZM206 144V143H205ZM221 144H222V142H221ZM220 144V145H221ZM225 144V143H224ZM241 144H243V142L241 143ZM17 145H18V143H17ZM26 145V148L28 147L27 146V144H25ZM43 145V146H44ZM90 145H92V144H90ZM89 145V146H90ZM102 145V146H101ZM128 145V144H127ZM150 145V144H149ZM168 145V144H167ZM172 145V144H171ZM191 145V144H190ZM209 145H212V144H209ZM223 145V144H222ZM227 144H225V146H226ZM232 145V144H231ZM244 145V144H243ZM248 145V144H247ZM14 146V145H13ZM12 146V147H13ZM24 146V145H23ZM33 145H31V147H32ZM35 146V145H34ZM34 146L32 147V148H34ZM42 146V147H43ZM44 146V147H45ZM118 146V145H117ZM148 146V145H147ZM165 146H166V143H165ZM174 146V145H173ZM178 146H180V145H178ZM181 146H182V144H181ZM185 146V145H184ZM183 146V147H184ZM188 146H189V144H188ZM192 146V145H191ZM206 146V145H205ZM228 146H230V145H228ZM18 147H20V150H21V147H22V145L21 146H18ZM43 147V148H44ZM45 147V148H46ZM136 147H138V146H136ZM168 147V146H167ZM186 147V146H185ZM192 147H196V146H192ZM192 147L190 148V149H192ZM199 147H201V146H199ZM210 147V146H209ZM234 147V146H233ZM10 148V147H9ZM38 148H41V147H38ZM64 148H66V149H64ZM154 148V147H153ZM197 148V147H196ZM195 148V149H196ZM205 148V147H204ZM204 148H201V149H204ZM219 148H220V146H219ZM227 148V147H226ZM242 148V147H241ZM7 149V148H6ZM14 149H17V147L16 148H14ZM13 149V150H14ZM168 149V148H167ZM194 149V148H193ZM198 149V148H197ZM208 149H210V148H208ZM207 149V150H208ZM213 149H214V147H213ZM216 149V148H215ZM229 149H230V147H229ZM228 149V150H229ZM234 149L235 150H237L236 149V146L234 147ZM240 149V148H239ZM17 150H19V149H17ZM19 150V151H20ZM35 149H33V151H34ZM40 150V149H39ZM81 150H82V148H81ZM165 150V149H164ZM173 150V149H172ZM186 150V149H185ZM200 150V149H199ZM198 150V151H199ZM231 150V149H230ZM229 150V151H230ZM234 150V152H236ZM9 150L7 149V152H8ZM12 151V150H11ZM11 151H9L10 152V154L12 153ZM15 151V150H14ZM21 151H23V150H21ZM26 151V150H25ZM24 151V152H25ZM116 151V152H115ZM190 151V150H189ZM218 151V150H217ZM217 151H215V152H217ZM222 151V150H221ZM82 152V151H81ZM172 152V151H171ZM179 152V151H178ZM185 152H187V153H190V152H188V149H187V151H185ZM201 152H203V151H201ZM214 152V155L216 154ZM219 152V151H218ZM227 152V151H226ZM20 153V152H19ZM18 152H15V154H17L16 155V157L18 156V154H19ZM22 153V152H21ZM37 153V152H36ZM56 153H58L59 155L57 156V155H55ZM62 153H63V151H62ZM70 153V154H71ZM181 153L183 154L184 152H182L181 151ZM187 153H185V154H187ZM191 153H193V152H191ZM187 154L188 155V158H186L185 159V157L184 156H182V158H176V160L174 161L175 163H173V161H172V163L173 164H175V166H177L176 168L178 169V172L177 173H179L178 175H176L174 178H173V180H171L170 182L168 181V183L169 184H175L176 186H177V184L178 185H180L181 187H183V189L185 188V187H187V186H189L190 187V185H192V184H195V182L197 181L198 183H199V181H201V180H199L198 181V177L200 176V169L202 168V167H200L201 166V162L199 163V162H197V160H195V157L197 156H194L193 154ZM209 153H211L210 151L208 152V154ZM236 153H238V151L236 152ZM9 154V155H10ZM13 154H14V152H13ZM15 154H14V156H15ZM30 154H33V152H31ZM205 154H207V153H205ZM212 154V153H211ZM211 154L209 155V156H211ZM218 154V153H217ZM216 154V155H217ZM222 154H226V153H222ZM8 155V156H9ZM66 155V154H65ZM81 155V154H80ZM173 155V154H172ZM191 155H193L194 156V158H193V156H191ZM213 155V154H212ZM213 155V156H214ZM219 155V154H218ZM221 155V154H220ZM220 155H219V157H220ZM13 156V155H12ZM14 156L12 157V159H14ZM115 156V157H114ZM180 156V155H179ZM209 156H207V157H209ZM221 156H223V155H221ZM228 155H226V157H227ZM39 157V158H38ZM73 157V156H72ZM174 156H172V158H173ZM218 157V158H219ZM225 157V156H224ZM255 157V156H254ZM8 158V157H7ZM23 158V157H22ZM34 158H36L35 160L37 161H35L34 160ZM62 158V157H61ZM61 158H59L58 160H61ZM203 158V157H202ZM205 158V157H204ZM218 158H215L216 160L218 159ZM223 158V157H222ZM228 158V157H227ZM4 159V158H3ZM38 159L40 160V162L38 161ZM68 159V158H67ZM118 159V158H117ZM201 159V158H200ZM210 159V158H209ZM230 159V158H229ZM9 160V159H8ZM202 160V159H201ZM222 160V159H221ZM235 160H237V159H234V161ZM255 160V159H254ZM4 161V160H3ZM6 161V160H5ZM17 161H19V158L17 159ZM54 161H57V159L55 160L54 159ZM65 161V160H64ZM1 162V161H0ZM7 162V161H6ZM9 162V161H8ZM12 163H13V160L11 161ZM20 162V161H19ZM59 162V161H58ZM84 162V161H83ZM209 162V161H208ZM217 162V161H216ZM220 162V161H219ZM229 162H232V160L231 161H229ZM243 162V161H242ZM264 162V161H263ZM10 163V162H9ZM27 163V164H26ZM56 162H54V164H55ZM62 163V162H61ZM66 163V162H65ZM169 163V162H168ZM204 163V162H203ZM214 163V162H213ZM226 163V162H225ZM260 162H258V164H259ZM7 164V163H6ZM17 164V163H16ZM46 164V163H45ZM48 164H49V162H48ZM58 164V163H57ZM56 164V165H57ZM88 164H90V167L89 166H86V165H88ZM116 163L114 162V165H115ZM208 164H210L211 165V163H208ZM215 164V163H214ZM217 164V163H216ZM240 164V168H241V163H240V161H238V165ZM244 164V163H243ZM10 165H12V164H9L8 166H9V168H10ZM28 165V166H27ZM44 165V164H43ZM47 165V164H46ZM45 165V166H46ZM60 165V164H59ZM65 165L66 164H62V166L61 167H65ZM204 165V164H203ZM220 165H221V163H220ZM224 165V164H223ZM245 165V164H244ZM251 165V164H250ZM253 165H255V164H253ZM16 166H20V167H23L22 165H21V163H20V165H14V168L16 167ZM50 166V165H49ZM55 166V165H54ZM58 166V165H57ZM85 166L86 167H89V168H87V169H85ZM118 166V165H117ZM116 166V167H117ZM166 166V165H165ZM204 166H206V164L204 165ZM216 166V165H215ZM215 166L213 167V168H215ZM5 167V166H4ZM12 167V166H11ZM20 167H19V169H20ZM119 167V166H118ZM218 167V166H217ZM217 167H216V169H215V172H216V170H217ZM228 167V166H227ZM230 167V166H229ZM232 167V166H231ZM235 167V166H234ZM239 167V166H238ZM260 167V166H259ZM6 168V167H5ZM13 168V167H12ZM37 168H35L34 167V169H37ZM54 168V167H53ZM115 168V167H114ZM204 168V167H203ZM211 168V167H210ZM222 169H223V167H221ZM254 168V167H253ZM263 168V167H262ZM8 169V168H7ZM16 169H17V167H16ZM83 169V170H82ZM119 169H120V167H119ZM118 169V170H119ZM122 169V168H121ZM207 169V168H206ZM219 169V168H218ZM222 169H221V171H222ZM225 169V168H224ZM223 169V170H224ZM250 169V168H249ZM259 169V168H258ZM1 170V169H0ZM12 170V169H11ZM22 170H24V169H22L21 168V171ZM6 171V170H5ZM4 171V172H5ZM16 171V170H15ZM17 171H18V169H17ZM53 171V170H52ZM58 171V170H57ZM56 171V172H57ZM61 171V170H60ZM204 170L202 169V172H203ZM213 171V170H212ZM221 171H219L220 173H223V172H221ZM235 171H236V169H235ZM239 171H241V170H239ZM1 172H3V171H1ZM10 172V171H9ZM19 172H20V170H19ZM19 172H17L16 174H19ZM29 172H30V170H29ZM113 172V171H112ZM120 173H121V170L119 171ZM118 172V173H119ZM124 172V171H123ZM234 172V171H233ZM236 172H238V170L236 171ZM11 174H12V176L11 177H15V176H13L14 175V170H13V172H10ZM10 173H8V176H9V174ZM23 173H24V171H23ZM28 174V172H26L25 171V174ZM36 173H33V174H36ZM117 173V172H116ZM171 172H169V174H170ZM204 173V172H203ZM218 173V172H217ZM243 173V172H242ZM242 173H241V175L240 176H242ZM1 174H3V173H1ZM25 174H21L20 176H21V179L23 178L22 176L23 175H25ZM69 174V173H68ZM72 174H73V172H72ZM71 174V175H72ZM105 174V175H106ZM123 174V173H122ZM144 174V173H143ZM150 174V173H149ZM156 174V173H155ZM212 174H214V173H212ZM216 174V173H215ZM226 174V173H225ZM237 174V173H236ZM243 174H245V173H243ZM261 174V173H260ZM259 174V175H260ZM70 175V176H71ZM116 175V174H115ZM147 175V174H146ZM166 175V174H165ZM218 175H220L219 173H218ZM227 175V174H226ZM231 175H232V173H231ZM230 175V176H231ZM238 175V176H239ZM246 175H248V173L247 174H245V176ZM254 175V174H253ZM256 175V174H255ZM257 175H258V173H257ZM5 176V175H4ZM17 176V175H16ZM32 176V175H31ZM35 175H33V177H34ZM65 176V175H64ZM69 176V177H70ZM107 176V175H106ZM117 176V175H116ZM115 176V177H116ZM171 176H172V173H171ZM170 176V177H171ZM202 176V175H201ZM200 176V177H201ZM220 176H222V175H220ZM224 176V175H223ZM11 177H10V179H11ZM19 177V176H18ZM25 178L27 177V176H24ZM32 177V178H33ZM110 177V176H109ZM108 177V178H109ZM111 177H114V174L112 175L111 174ZM141 178L143 177V176H140ZM145 177V176H144ZM167 177V176H166ZM232 177V176H231ZM250 177V176H249ZM3 178V177H2ZM8 179H9V177H7ZM29 178H31V177H29ZM146 178V177H145ZM168 178V177H167ZM203 178H205V177H203ZM228 178V177H227ZM233 178V177H232ZM241 178V177H240ZM243 178V177H242ZM253 178H255V176L253 177ZM261 178V177H260ZM14 179V178H13ZM16 179V178H15ZM136 179H138V178H136ZM147 179H148V177H147ZM153 179H154V177H153ZM164 179V178H163ZM170 179V178H169ZM168 179V180H169ZM172 179V178H171ZM245 179V178H244ZM243 179V180H244ZM6 180V179H5ZM50 180H52V178L50 179ZM57 180V179H56ZM118 180V179H117ZM134 180V179H133ZM149 180V179H148ZM223 180V179H222ZM229 180V179H228ZM227 180V181H228ZM238 180H239V178H238ZM241 181L240 183H242V182H244V181ZM248 181L247 182H249V178L247 179ZM8 180H6V182H7ZM16 181V180H15ZM24 182H25V180H23ZM106 181H108L107 179H106ZM113 180H111L110 181V183L112 182ZM135 181H137V180H135ZM143 181V180H142ZM153 181V180H152ZM167 181V180H166ZM205 181V180H204ZM203 181V182H204ZM210 181V180H209ZM219 181V180H218ZM218 181H216V182H218ZM234 180H232V182H233ZM5 182V181H4ZM2 180H0V192H2L3 194H4V196L5 197H8L9 198V200H11L12 201V199H15L16 200V198L13 196V192H9V191H7V189H5V187H4V183ZM9 182H11V180H9ZM9 182H7V183H9ZM22 182V181H21ZM58 182V181H57ZM69 182V181H68ZM109 182V181H108ZM108 182H107V184H108ZM120 182V180L118 181V183ZM125 182V181H124ZM148 182V181H147ZM196 182V183H197ZM206 182V181H205ZM221 182V181H220ZM237 183H238V181H236ZM59 183V182H58ZM126 183V182H125ZM142 183V182H141ZM143 183H144V181H143ZM142 183V184H143ZM154 183H156V181H154ZM201 183V182H200ZM219 183V182H218ZM246 183V182H245ZM259 183V182H258ZM92 184H94L93 185V188H92ZM103 184V183H102ZM128 184V183H127ZM151 184V183H150ZM157 184V183H156ZM156 184H154L155 186H156ZM214 184V183H213ZM225 184V183H224ZM233 184V183H232ZM244 184V183H243ZM98 185H100V184H98ZM104 185V184H103ZM106 185V184H105ZM118 185V184H117ZM149 185V184H148ZM158 185V184H157ZM199 185V184H198ZM203 185V184H202ZM206 185V184H205ZM235 185H236V183H235ZM237 185H239V184H237ZM240 185H242V184H240ZM12 187H13V185H11ZM20 186H22L21 184H20ZM120 186H122V185H120ZM129 186H131V185H129ZM144 186H145V184H144ZM171 186V185H170ZM211 186V185H210ZM225 186V185H224ZM223 186V187H224ZM8 187V186H7ZM11 187V188H12ZM19 187V186H18ZM123 187V186H122ZM132 187V186H131ZM143 187V186H142ZM160 187V186H159ZM158 187V188H159ZM180 187V188H181ZM191 187H193V186H191ZM195 187V186H194ZM213 187V186H212ZM221 187H222V183H221ZM238 187V186H237ZM17 188V187H16ZM23 188V187H22ZM21 188V192L23 193V190L25 191L27 188L28 189H30L29 188V186H26V187H24L23 189ZM102 188H105V187H102ZM121 188V187H120ZM147 188V187H146ZM145 188V189H146ZM157 188V187H156ZM199 188V187H198ZM214 188V187H213ZM227 189H228V187H226ZM95 189H97V188H95ZM127 189H128V187H127ZM141 189H144V188H141ZM140 189V190H141ZM186 189V188H185ZM184 189V190H185ZM191 189H193V188H191ZM195 189V188H194ZM209 189H211V188H209ZM233 189V188H232ZM17 190V189H16ZM97 190H99V189H97ZM102 190V189H101ZM101 190H99V191H101ZM136 190V189H135ZM139 190V189H138ZM137 190V191H138ZM183 190V191H184ZM187 191H188V189H186ZM185 190V191H186ZM200 190V189H199ZM213 190H215V189H213ZM18 191V190H17ZM27 191V190H26ZM103 191V190H102ZM128 191V190H127ZM180 191V190H179ZM182 191V192H183ZM183 192V193H186V192ZM190 191V190H189ZM31 193H32V191H30ZM29 192V193H30ZM162 192V191H161ZM181 192V193H182ZM208 192H210V191H208ZM221 192H223V191H221ZM30 193V194H31ZM96 193H97V191H96ZM143 193H145V192H143ZM147 193V192H146ZM149 193V192H148ZM168 193V191H163L162 193H160L159 194V196H160V198H159V200L160 201H157L156 203H160L161 202V200H162V202H164V199L166 198V194ZM188 193H190V192H188ZM188 193H186V194H188ZM194 193V192H193ZM207 193V192H206ZM98 194V193H97ZM179 194V193H178ZM177 194V195H178ZM196 194V193H195ZM198 194V193H197ZM211 194V193H210ZM209 194V195H210ZM28 194H26V192L23 194V196H26V197H28L27 196ZM141 195V194H140ZM183 195V194H182ZM181 195V196H182ZM207 195V194H206ZM213 195V194H212ZM218 195V194H217ZM222 194H220V196H221ZM92 196V195H91ZM95 196V193H93V197ZM97 196V195H96ZM150 196V195H149ZM180 196V197H181ZM142 197V196H141ZM151 197V196H150ZM162 197V198H161ZM206 197V196H205ZM134 198V197H133ZM185 198V197H184ZM202 198H203V196H202ZM222 197H220V200H222L221 199ZM90 199H91V197H90ZM148 199V198H147ZM152 199V198H151ZM178 199V198H177ZM195 199V198H194ZM197 199V198H196ZM195 199V200H196ZM213 199H215V198H213ZM219 199V198H218ZM228 199V198H227ZM205 200V199H204ZM207 200V199H206ZM210 200V199H209ZM225 200V199H224ZM89 201V200H88ZM148 201H150L149 199L147 200V202ZM173 201H175V200H173ZM177 201V200H176ZM193 201V200H192ZM201 201H203L202 199H201ZM223 201V200H222ZM226 201V200H225ZM7 202V201H6ZM196 202L197 201H194V204H196ZM207 202H210V201H208L207 200ZM221 202V201H220ZM227 202V201H226ZM229 202H233V201H230L229 200ZM155 203V204H156ZM200 203V202H199ZM147 204V203H146ZM185 204V203H184ZM188 204V203H187ZM194 204H191V205H194ZM202 204H204V203H202ZM205 204H207V203H205ZM204 204V205H205ZM221 204V203H220ZM234 204V203H233ZM84 205H85V207H84ZM144 205V204H143ZM197 205H199V204H197ZM217 205V204H216ZM232 205V204H231ZM137 206V205H136ZM183 206V205H182ZM210 206V205H209ZM213 207H214V203H213V205H212ZM230 206V205H229ZM145 207V206H144ZM155 207V206H154ZM174 207V206H173ZM188 207H189V204H188ZM196 207V206H195ZM199 207V206H198ZM203 207V206H202ZM217 208H218V206H216ZM216 207L214 208V210L216 209ZM223 207H224V205H223ZM223 207H221L222 209H223ZM234 207H236V206H234ZM11 208V207H10ZM14 208V207H13ZM142 208V207H141ZM156 208H157V206H156ZM159 208V207H158ZM157 208V209H158ZM197 208V207H196ZM195 208V209H196ZM210 208H211V206L209 207V210H210ZM219 208H220V206H219ZM230 208V207H229ZM18 209V208H17ZM86 209H87V207H86ZM181 209H183V208H181ZM194 209V211H196ZM201 209H203V208H201ZM204 209H205V206H204ZM204 209H203V211H204ZM222 209H220V210H222ZM5 210V209H4ZM3 210V211H4ZM7 210V209H6ZM21 210V209H20ZM143 210V211H142ZM141 211V213H143L144 212V210L145 209H142ZM176 210V209H175ZM183 210H185V209H183ZM192 210V209H191ZM226 210V212H228V211H230V210H227V209H225ZM86 211V210H85ZM149 211V210H148ZM161 211V210H160ZM208 211V210H207ZM235 210H233V212H234ZM8 212V211H7ZM159 212V211H158ZM170 212V211H169ZM178 213H180L179 212V210L177 211ZM175 213V211H174V213H175V216H176V218L175 219H179V220H181V221H183V217H182V219H180L179 217H177V215L176 214H178V213ZM183 211H181V213H182ZM216 212V211H215ZM214 212V213H215ZM232 212V211H231ZM16 213V212H15ZM81 213V214H82ZM86 213V212H85ZM141 213H139L140 214V216H142L141 215ZM162 213H164V212H162ZM161 213V214H162ZM173 213V214H174ZM189 213H191V212H189ZM224 213H225V211H224ZM228 213H230V212H228ZM5 214V213H4ZM80 214V215H81ZM130 214V213H129ZM129 214H127V215H129ZM144 215H146L147 217H148V214H145V212L143 213ZM168 214V213H167ZM167 214H165V216H167ZM194 214V213H193ZM197 214H199V213H197ZM207 215H208V213H206ZM205 214V215H206ZM210 214V213H209ZM227 214V213H226ZM225 214V215H226ZM79 215V216H80ZM86 215V214H85ZM143 215V216H144ZM163 215V214H162ZM179 215V214H178ZM202 215V214H201ZM216 215H219V214H217V213H215V216ZM236 215V214H235ZM4 217H5V215H3ZM11 215H9V217H10ZM131 217L133 216V215H130ZM127 217L126 218V215L125 216H123V217H121L122 219H121V223H123V225H122V227H125L124 229L125 230H129V229H131V230H129L130 231V235L132 236V232H134V234H136L137 232H136V230L138 231V229H139V231H140V228H141V230H143V233H142V235H139V237L140 238H143V236L145 235V233H146V231H145V229H143L142 227H141V223H142V221H143V219L141 218H139L138 216H133V220L131 219V217ZM169 216H170V214H169ZM189 216V215H188ZM190 216H192V213L190 214ZM199 216V215H198ZM210 216H212V215H210ZM9 217H7V218H9ZM14 217V216H13ZM125 217V218H124ZM185 217H187V216H185ZM214 217V216H213ZM221 217H224V216H221ZM228 217V216H227ZM230 217H231V215H230ZM229 217V218H230ZM6 218V217H5ZM85 218H87V217H85ZM170 218V217H169ZM188 218V217H187ZM138 219H140L139 221H140V223L138 222V221H136V220H138ZM162 219H163V216H162ZM171 219V218H170ZM169 219V220H170ZM189 219H190V217H189ZM197 219V218H196ZM212 219V218H211ZM214 219V218H213ZM219 219V218H218ZM225 219V218H224ZM237 219V218H236ZM2 220H4V219H2ZM6 220V219H5ZM8 220V219H7ZM6 220V221H7ZM147 220V219H146ZM155 220V219H154ZM157 220H158V217H157ZM156 220V221H157ZM161 220V219H160ZM164 220V219H163ZM166 220H168V219H166ZM173 220V219H172ZM191 220V219H190ZM190 220H189V222H190ZM215 220H216V218H215ZM226 220V219H225ZM5 221V222H6ZM10 221V220H9ZM117 221H118V219H117ZM136 221V222H135ZM177 221V220H176ZM192 222H193V220H191ZM158 222H159V220H158ZM168 222V221H167ZM170 222V221H169ZM173 222H174V220H173ZM186 222V221H185ZM195 222V221H194ZM221 222H223V221H221ZM232 222V221H231ZM15 223V222H14ZM48 223V224H49ZM111 223H114V222H111ZM139 223V227H137L138 224ZM181 223V222H180ZM195 223H197V222H195ZM229 223V222H228ZM42 224V223H41ZM118 224V223H117ZM158 224V223H157ZM161 223H159L158 225H160ZM168 225L170 224V223H167ZM172 224V223H171ZM183 224H185L184 223V221H183ZM188 224V223H187ZM189 224H194V223H189ZM232 224V223H231ZM239 224V223H238ZM8 225H9V222H8ZM119 225V224H118ZM134 225V226H133ZM179 225V224H178ZM218 225H219V222H218ZM222 226L224 225V224H221ZM240 225V224H239ZM46 226H47V224H46ZM119 226H121V225H119ZM129 228H127V227ZM166 226V225H165ZM172 226H173V224H172ZM171 226V227H172ZM180 226V225H179ZM183 226V225H182ZM195 226V225H194ZM226 226H227V224H226ZM1 227V226H0ZM73 227V228H72ZM103 227V226H102ZM102 227H99V228H102ZM115 227V226H114ZM161 226H159L158 228H160ZM163 227V226H162ZM162 227H161V229L160 230H162ZM187 227V226H186ZM186 227H180V228H182V229H179V230H181V232L186 228ZM212 227V226H211ZM210 227V228H211ZM224 227H225V225H224ZM224 227H222L223 229H225ZM228 227V231H229V227H231V226H227ZM135 228H138V229H135ZM173 228V227H172ZM179 228V227H178ZM178 228H177V230H178ZM184 228V229H183ZM209 228V229H210ZM218 228V227H217ZM95 229H97V230H99L98 228H95ZM106 229V228H105ZM157 229V228H156ZM155 229V231L157 232V230ZM171 229V228H170ZM169 229V230H170ZM188 230H190L191 231V229L190 228H187ZM193 229H197V227L195 228H193ZM221 229V228H220ZM37 230V229H36ZM43 230V229H42ZM93 230V229H92ZM102 230V229H101ZM104 230V229H103ZM107 230V229H106ZM176 230V229H175ZM188 230H186V232H188ZM199 230H201V228L200 229H198V231ZM210 230H213V229H210ZM231 230V229H230ZM6 231V230H5ZM27 231V230H26ZM29 231H30V228H29ZM34 231V230H33ZM44 231V230H43ZM115 231V230H114ZM194 230H192L191 232H193ZM214 231H216V229L214 230ZM228 231H226L227 233H228ZM28 232V231H27ZM71 232V233H72ZM97 233H98V231H96ZM104 232V231H103ZM106 232V231H105ZM110 231H108V235L110 234L109 233ZM118 232V231H117ZM141 232V231H140ZM145 232V233H144ZM174 232V231H173ZM225 232V231H224ZM235 232H237V230L235 231ZM4 233V232H3ZM43 233H41V234H43ZM116 233V232H115ZM120 233V232H119ZM118 233V234H119ZM158 233V232H157ZM155 234V232L154 231H152L151 230V228L147 231V234L149 235V237H155V238H157V240L158 239H160V237L162 238V237H164V239L165 238H170V237H165L164 235L163 236H160L159 238L157 237V235L159 234ZM161 233H165L164 231H162ZM171 233H172V231H171ZM180 233V232H179ZM194 234L195 233H197V232H193ZM193 233H192V236L193 237H195V235H193ZM203 233H204V230H203ZM203 233H201V234H203ZM211 233V232H210ZM217 233H219V231L217 232ZM226 233V234H227ZM233 233V232H232ZM27 234V233H26ZM38 234V233H37ZM40 234V235H41ZM84 233H82V235H83ZM88 234V233H87ZM93 236L92 237H94L95 235V231H94V233H91ZM99 234V233H98ZM129 234V233H128ZM170 233L168 232V233H166V235H169ZM207 234H209V233H207ZM224 234V233H223ZM231 234V233H230ZM229 234V235H230ZM234 234V233H233ZM236 234V233H235ZM238 234H239V232H238ZM242 232H241V236H242ZM86 235V234H85ZM99 235H101V234H99ZM107 235V234H106ZM107 235V236H108ZM137 235V234H136ZM198 235H199V233H198ZM213 235H215V234H213ZM228 235V234H227ZM227 235H225V236H227ZM260 235V234H259ZM17 236V235H16ZM68 236V235H67ZM103 236V235H102ZM101 236V237H102ZM107 236H105V237H107ZM138 236V235H137ZM182 236H184V235H182ZM185 236H186V234H185ZM188 236V235H187ZM203 236V235H202ZM220 236H222V235H220ZM240 236V235H239ZM240 236V237H241ZM244 236V235H243ZM263 236V235H262ZM71 237V236H70ZM174 237V236H173ZM181 237V236H180ZM191 237V236H190ZM233 237V236H232ZM231 237V238H232ZM236 237V236H235ZM9 238V237H8ZM85 238V237H84ZM185 238V237H184ZM196 238V237H195ZM194 238V239H195ZM206 238V237H205ZM214 238V237H213ZM213 238H210V239H212L213 240ZM220 238H222V237H220ZM228 238V236L226 237V239ZM14 239V238H13ZM92 239V238H91ZM95 239V238H94ZM98 239H100L99 237H98ZM174 239H175V237H174ZM186 239H187V237H186ZM194 239H192V240H194ZM197 239H199V238H197ZM229 239V238H228ZM227 239V240H228ZM237 239H238V237H237ZM242 239V238H241ZM17 240V239H16ZM27 240H29V239H27ZM86 240V239H85ZM104 240H106V239H104ZM150 240H153L154 241V238H150ZM179 240V239H178ZM208 240H209V238H208ZM208 240H206L205 239V241L206 242H208ZM211 240V241H212ZM226 240V241H227ZM22 241V240H21ZM41 241V242H42ZM70 241H72V240H70ZM108 241V240H107ZM152 241V242H153ZM182 241V240H181ZM180 241V242H181ZM186 241V240H185ZM188 241H190V240H187V242ZM210 241V240H209ZM221 241H223V240H221ZM235 241V240H234ZM238 241V240H237ZM243 240H241L240 242L241 243H243L242 242ZM11 242V241H10ZM28 242V241H27ZM36 242V241H35ZM84 242H86V241H84ZM92 242L94 243V241L92 240ZM119 242V241H118ZM155 242V241H154ZM158 242V241H157ZM169 242V241H168ZM180 242H179V244H180ZM191 242V241H190ZM194 241H192V243H193ZM198 242V241H197ZM205 242V243H206ZM214 242H216V241H214ZM218 242V241H217ZM230 242V241H229ZM236 242V241H235ZM261 242V241H260ZM40 242H38V244H39ZM67 243H69L70 244V242H67ZM72 243V242H71ZM87 244H88V242H86ZM91 243V242H90ZM95 243H96V241H95ZM172 243V242H171ZM170 243V244H171ZM182 243V242H181ZM191 243V245H194V244H192ZM204 243V242H203ZM202 242H201V244H203ZM209 243V242H208ZM210 243H212V242H210ZM222 243V242H221ZM226 243H228V242H226ZM241 243H240V245H241ZM264 243V242H263ZM12 245H13V243H11ZM18 244H20V243H18ZM66 244V243H65ZM113 244V243H112ZM165 244V243H164ZM178 244V241H177V245L176 246H181V245H179ZM183 244V243H182ZM185 244H186V242H185ZM216 244H218V243H216ZM258 244H260V243H258ZM257 244V245H258ZM262 244V243H261ZM40 245V244H39ZM68 245V244H67ZM85 245V244H84ZM96 245V244H95ZM105 245V244H104ZM120 245V244H119ZM123 245V244H122ZM184 245V244H183ZM211 245V244H210ZM218 245H221V244H218ZM16 246V245H15ZM66 246V245H65ZM65 246H63L64 248H65ZM91 246V245H90ZM90 246H89V248H88V250L90 249ZM97 246V245H96ZM125 246V245H124ZM185 246H187V245H185ZM190 245L188 244V247H189ZM197 246H198V243H197ZM221 246H223V245H221ZM225 246V245H224ZM228 246V245H227ZM237 246V245H236ZM235 246V247H236ZM259 246V245H258ZM261 246V245H260ZM88 247V246H87ZM95 247V246H94ZM94 247H93V249H94ZM165 247V246H164ZM170 247V246H169ZM181 247H184V246H181ZM191 247L192 246H190V248L189 249H191ZM194 247V246H193ZM214 247V246H213ZM234 247V251L236 250V248ZM241 247V246H240ZM244 247V246H243ZM102 249H103V247H101ZM100 248V249H101ZM106 248H109V247H106ZM126 248V247H125ZM198 248H199V246H198ZM207 248V247H206ZM231 248V247H230ZM258 248V247H257ZM260 248V247H259ZM57 249V250H58ZM99 249V250H100ZM122 249V250H121ZM123 249H124V247L123 248H120V250L121 251H123ZM181 249V248H180ZM192 249H194V248H192ZM210 249V248H209ZM215 249V248H214ZM218 249V248H217ZM222 249H223V247H222ZM238 249V248H237ZM262 249V248H261ZM92 250V249H91ZM97 250H98V248H97ZM106 250V249H105ZM126 250V249H125ZM164 249H162V251H163ZM221 250V249H220ZM232 250H233V248H232ZM240 250V249H239ZM43 251H44V249L41 251L42 253H43ZM63 251V250H62ZM90 251V250H89ZM128 251V250H127ZM133 251V250H132ZM135 251V250H134ZM133 251V252H134ZM181 251H182V249H181ZM180 251V252H181ZM209 251V250H208ZM207 251V252H208ZM212 250H210L209 252H211ZM216 251V250H215ZM225 250H223V252H224ZM237 251V250H236ZM258 251V250H257ZM261 251V250H260ZM41 252H37V253H41ZM55 252H59V251H55ZM91 252V251H90ZM97 252V251H96ZM103 252V251H102ZM106 252V251H105ZM111 252H113V251H111ZM110 252V253H111ZM114 252H115V250H114ZM140 252V251H139ZM179 252V253H180ZM187 252V251H186ZM202 252H203V250H202ZM241 252V251H240ZM239 252V253H240ZM36 252H35V254H37ZM41 253V254H42ZM59 253H61V252H59ZM63 253V252H62ZM92 253L94 254L95 253V250H94V252L92 251ZM98 253V252H97ZM122 253V252H121ZM128 253H129V251H128ZM136 253V252H135ZM138 253V252H137ZM213 253V252H212ZM222 253V252H221ZM226 253V252H225ZM225 253L223 254V255H225ZM233 253V252H232ZM235 253V252H234ZM233 253V254H234ZM238 253V252H237ZM26 254H27V252H26ZM34 253H31L30 255H28L27 256V258L28 259H32L35 255H33ZM38 254V255H39ZM64 254V253H63ZM99 254H100V252H99ZM107 254H109V251H108V253ZM153 254V253H152ZM202 254V253H201ZM200 254V255H201ZM208 254H210V253H208ZM217 254V253H216ZM216 254L215 255H213V256H216ZM262 254V253H261ZM32 255H33V257H32ZM43 255V254H42ZM45 255V254H44ZM122 255H124V254H122ZM183 255H185V253L183 254ZM188 254L186 253V256H187ZM194 255H195V252H194ZM212 255V254H211ZM218 255V254H217ZM252 255V254H251ZM22 256V255H21ZM20 256V257H21ZM25 256V255H24ZM37 256V255H36ZM96 256H97V254H96ZM111 256V255H110ZM117 256H118V254H117ZM128 256V255H127ZM134 256V255H133ZM135 256H137L139 259L141 258L142 259V257L143 256H139V254L137 255H135ZM175 256V255H174ZM185 256V258L187 259V257ZM196 256V255H195ZM203 256V255H202ZM234 256H236V255H234ZM99 257V256H98ZM102 257H103V255H102ZM146 257V256H145ZM148 257V256H147ZM150 257V256H149ZM152 257V256H151ZM146 258L147 259V264H155V262L153 261V260H155L154 258H155V256H154V258L152 259V258ZM183 257V256H182ZM206 257V256H205ZM219 257V256H218ZM230 257V256H229ZM232 257V256H231ZM255 257V256H254ZM259 257V256H258ZM111 258H114V257H111ZM116 258V257H115ZM121 258V257H120ZM127 258V257H126ZM130 258V257H129ZM136 258V257H135ZM184 258V259H185ZM190 258V257H189ZM199 258H201V256L199 257ZM198 258V259H199ZM215 257H213L212 259H214ZM15 259H16V257H15ZM35 259V258H34ZM56 259V258H55ZM97 259V258H96ZM125 259V258H124ZM128 259V258H127ZM127 259H125V260H127ZM157 259H158V257H157ZM171 259V258H170ZM185 259V260H186ZM196 260V261H198L199 263H200V259L199 260ZM203 259H204V257H203ZM202 259V260H203ZM211 259V260H212ZM218 259V258H217ZM231 259H234V258H231ZM230 259V260H231ZM24 260H26V259H24ZM23 260V261H24ZM57 260V259H56ZM98 260V259H97ZM96 260V261H97ZM114 260V259H113ZM130 260H132V259H130ZM184 260V261H185ZM189 260V259H188ZM188 260L186 261V262H188ZM194 260H195V257H194ZM193 260V261H194ZM205 260H207V259H205ZM204 260V261H205ZM215 260H216V258H215ZM224 260H226V259H224ZM223 260V261H224ZM229 260V261H230ZM235 260V259H234ZM20 261H22L21 259H20ZM50 261V260H49ZM103 261V260H102ZM102 261H100V262H102ZM156 261V260H155ZM158 261V260H157ZM166 261V260H165ZM190 261V260H189ZM204 261H203V263H204ZM222 261V260H221ZM223 261H222V263H223ZM227 262H228V260H226ZM232 261V260H231ZM236 261V260H235ZM235 261H234V263H235ZM239 261H240V259H239ZM141 262V261H140ZM160 262H161V260H160ZM197 262V263H198ZM56 264H57V262H55ZM135 263V262H134ZM138 263H139V261H138ZM137 263V264H138ZM181 263V262H180ZM196 263V264H197ZM50 264H52V263H50ZM101 264V263H100ZM103 264V263H102ZM120 264V263H119ZM140 264V263H139ZM167 264H169V263H167ZM182 264H183V262H182ZM211 264V263H210ZM229 264V263H228ZM237 264V263H236ZM260 264H264V257H263V261H262V263H260Z\"/></svg>", "mask_w": 264, "mask_h": 264}]
</instances>
